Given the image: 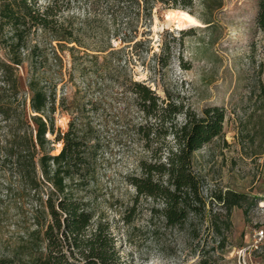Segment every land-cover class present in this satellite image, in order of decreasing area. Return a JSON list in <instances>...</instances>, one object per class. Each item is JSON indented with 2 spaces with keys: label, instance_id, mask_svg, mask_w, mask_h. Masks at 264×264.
I'll return each mask as SVG.
<instances>
[{
  "label": "rangeland",
  "instance_id": "374dc122",
  "mask_svg": "<svg viewBox=\"0 0 264 264\" xmlns=\"http://www.w3.org/2000/svg\"><path fill=\"white\" fill-rule=\"evenodd\" d=\"M258 8L259 0H195L192 13L181 10L201 24L176 29L166 11L180 8L156 4L151 22L140 21L132 38L124 17L114 21L102 9L89 12L84 0H74L78 21L92 20L83 32L90 50L75 51L73 57L66 48L58 53L61 62L52 61L53 118L63 131L75 116L90 129L93 172L80 194L95 219L109 225L126 264H191L201 256L214 264H264V35L256 24ZM99 39L105 52L95 51ZM17 74L28 102L27 65ZM133 81L191 116L209 106L224 108L221 133L192 156L204 218L168 225L162 202L137 195L129 183L130 176L140 174V160L155 161L160 149L173 143L166 125L138 109ZM184 120L183 113L174 122ZM140 124L154 132L147 138L137 131ZM52 146L53 154L62 147L60 142ZM19 187L0 157V255L13 247L24 225L13 204ZM229 192L244 199L242 207L227 213L218 197Z\"/></svg>",
  "mask_w": 264,
  "mask_h": 264
},
{
  "label": "trees",
  "instance_id": "16d2710c",
  "mask_svg": "<svg viewBox=\"0 0 264 264\" xmlns=\"http://www.w3.org/2000/svg\"><path fill=\"white\" fill-rule=\"evenodd\" d=\"M77 1V0H75ZM89 12L102 9L113 20L124 17L136 38L140 21L151 22L156 4L164 8L189 10L195 0H84ZM74 0H0V157L16 175L18 193L13 201L24 224L13 247L0 255V264H126L120 258L108 224L95 219L80 190L90 184L95 145L83 118L75 116L63 131L55 127L54 87L50 78L52 61L66 48L90 50L81 22L72 11ZM256 24L264 35V0H259ZM133 40V39H132ZM99 39L95 51L105 52ZM57 60V61H56ZM27 65L29 100L22 98L17 69ZM130 90L144 117L166 125L172 145L160 149L155 161L140 160L139 175L129 177L137 195L163 204L161 213L168 225L184 226L191 216L204 218L206 206L201 181L192 168L193 153L221 133L225 110L204 108L191 116L183 108L160 99L149 86L131 82ZM78 110V109H76ZM185 120L174 122L179 114ZM137 131L150 136L147 124ZM49 135H54L51 139ZM62 147L53 154L52 144ZM227 208L242 207L244 195H219ZM218 225L215 223V229ZM191 264H214L201 256Z\"/></svg>",
  "mask_w": 264,
  "mask_h": 264
},
{
  "label": "bare ground",
  "instance_id": "6f19581e",
  "mask_svg": "<svg viewBox=\"0 0 264 264\" xmlns=\"http://www.w3.org/2000/svg\"><path fill=\"white\" fill-rule=\"evenodd\" d=\"M166 15L168 16V19L170 18L174 22L176 29H185L189 25H200L201 24L199 20L196 19L191 13H188L181 9L180 10L179 9L167 10Z\"/></svg>",
  "mask_w": 264,
  "mask_h": 264
}]
</instances>
